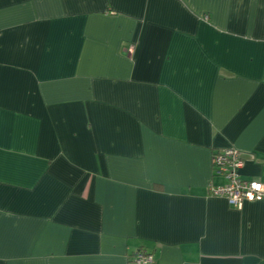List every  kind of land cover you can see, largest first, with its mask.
I'll use <instances>...</instances> for the list:
<instances>
[{
  "label": "crops",
  "instance_id": "crops-1",
  "mask_svg": "<svg viewBox=\"0 0 264 264\" xmlns=\"http://www.w3.org/2000/svg\"><path fill=\"white\" fill-rule=\"evenodd\" d=\"M264 0H0V264H264Z\"/></svg>",
  "mask_w": 264,
  "mask_h": 264
},
{
  "label": "built area",
  "instance_id": "built-area-1",
  "mask_svg": "<svg viewBox=\"0 0 264 264\" xmlns=\"http://www.w3.org/2000/svg\"><path fill=\"white\" fill-rule=\"evenodd\" d=\"M213 174L224 180L222 187H210L213 198L225 199L229 206L241 209L245 203H264V185L256 181H247L242 175L244 162L240 153L228 149L213 157ZM132 264H155L151 254L138 251Z\"/></svg>",
  "mask_w": 264,
  "mask_h": 264
}]
</instances>
